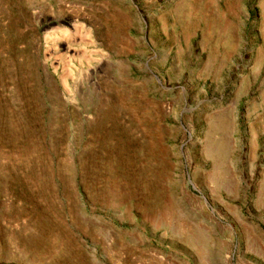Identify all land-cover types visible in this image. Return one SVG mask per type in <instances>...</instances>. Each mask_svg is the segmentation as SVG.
<instances>
[{"label": "rangeland", "instance_id": "rangeland-1", "mask_svg": "<svg viewBox=\"0 0 264 264\" xmlns=\"http://www.w3.org/2000/svg\"><path fill=\"white\" fill-rule=\"evenodd\" d=\"M0 264H264V0H0Z\"/></svg>", "mask_w": 264, "mask_h": 264}]
</instances>
